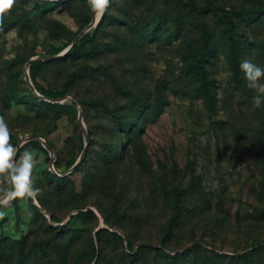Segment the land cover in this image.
Wrapping results in <instances>:
<instances>
[{
  "label": "rangeland",
  "instance_id": "rangeland-1",
  "mask_svg": "<svg viewBox=\"0 0 264 264\" xmlns=\"http://www.w3.org/2000/svg\"><path fill=\"white\" fill-rule=\"evenodd\" d=\"M62 1L16 0L0 30V116L11 143L38 134L54 151L41 139L49 153L27 148L37 161L33 180L41 191L36 201L0 206V248L10 255L0 264L18 263L24 230L26 252L42 255L48 223L68 224L69 233L45 264H93L92 237L109 224L132 237L136 248L149 241L150 259L166 241L172 253L190 251L188 261L197 250L203 263L264 264V106L254 108L257 93L239 67L244 59L264 67V17L248 24L223 10L264 0H110L105 21L98 25L97 18L93 26L88 0ZM206 4L210 9L201 11ZM199 19L211 30V54L203 61L210 101L188 61L202 46ZM229 24L236 51L229 47ZM82 31L92 39L66 55ZM67 41L62 58L49 60V52ZM33 57L47 60L37 69L40 86L67 91L62 105L28 95ZM72 100L81 102L78 113L66 106ZM86 145L81 168L68 167ZM52 154L58 169L51 167ZM7 187L0 177V189ZM71 232L76 235L68 246ZM103 238L109 245L103 264H120V244Z\"/></svg>",
  "mask_w": 264,
  "mask_h": 264
},
{
  "label": "trees",
  "instance_id": "trees-1",
  "mask_svg": "<svg viewBox=\"0 0 264 264\" xmlns=\"http://www.w3.org/2000/svg\"><path fill=\"white\" fill-rule=\"evenodd\" d=\"M58 2H63L62 0H57ZM192 4V2H189ZM211 5L206 4L200 7V10L205 12L210 9ZM225 13L227 14V17H230V14L232 11L235 12L236 15H239L246 23L248 24H253L260 19L264 17V3L263 4H248V5H242L240 7H235V8H224L223 9ZM107 16V13L103 15L102 18H100L98 25H101ZM200 29H201V38H202V46L200 49H198L196 52H190L189 53V63L191 64V67L201 76V83L199 85V90L202 91L210 101L211 99V91L209 88V79L208 76L205 74L204 70V64L203 61L206 60L209 55L211 54V42H210V37H211V30L207 23L203 20H198ZM233 24H229L227 27V35L228 39L230 42V49L232 51H236V49L239 46L238 40L234 35V29L232 27ZM93 33L92 32H87L84 33L79 42L75 43L66 53L68 56H74L77 52H79L82 47L84 46V43L86 40L92 39ZM71 44V42H66L63 45L53 48L49 54L52 55H57L59 54L63 49L68 47ZM58 58H62V56L59 57H50L49 60H55ZM47 60H42V59H37L31 62L29 71L32 77V80L37 88V90L44 96L38 95L37 93L33 92L30 90V97H33L36 101L41 100L39 103H45V104H56V105H62V103L55 101L54 99L57 98H63L67 96V91L66 90H52L50 88H45L40 86V84L36 81V73L39 65ZM17 95V94H15ZM15 97V96H14ZM20 97V96H18ZM17 97H15L16 99ZM26 99V98H25ZM52 100V101H51ZM23 101H28V100H23ZM54 101V102H53ZM78 103H81L80 101H68L66 103V106L71 108L75 113H78ZM129 122L126 121L124 122V126L128 129H130ZM33 135H38V134H33ZM47 141L51 144L50 140L47 139ZM39 146L42 150L45 152L49 153L48 149L42 144V141L38 138H33L28 140L24 145H22L19 149L17 158H19L22 153L24 152L25 149ZM114 155V154H112ZM76 159H72L68 162V167H71L75 164ZM54 166L56 169L60 167V162L58 159L55 160ZM81 168V164L77 165L75 170H78ZM53 177L56 179V183L59 184L62 181V177L55 174L54 172H50ZM174 191L176 192H182L181 188H174ZM34 207L36 210L43 214L45 217L44 212L40 210V208L34 204ZM73 217V216H72ZM51 218L54 220H58V216L55 212H51ZM175 218H171L169 220L168 224V232L169 234L173 231L174 227V222ZM47 227L50 231V236L41 244L40 250L42 252V255H39L38 253H27L26 248L28 245V242L30 241L28 230L23 231V236L21 239L20 243V252L18 254V263L16 264H45L50 261L53 257L52 251L54 250L55 252L61 251L63 248L64 244V236L65 233H69V226H56L54 224L48 223ZM110 227H113L112 225L109 224V227H100L96 231V235L92 237V260L93 264H103L108 259V256L106 254L108 248L107 245L108 243L104 240L103 234L109 235L111 240H109V244L112 245H117L120 244V264H138L140 261L143 262L144 264H209V263H203L198 260V254L199 252H195V258L191 261L187 260V256L191 253L190 251L186 250L184 252H181L179 250H175L176 253H172L168 248V243L164 241L162 246H158L155 251V258L150 259V254L153 249L152 244H150L149 241H142L139 244V247L136 248L135 242L132 237H128L122 233L119 232V230H110ZM76 235L75 232H71L68 240L65 241L66 245H70L71 241L73 240L74 236ZM96 240L99 241V246L96 244ZM109 246V245H108ZM198 248H201V246H198ZM53 249V250H52ZM246 256V259L252 255V251H248L247 253L244 254ZM10 257L9 253L7 250L0 248V260H3L4 262L8 260ZM36 259V261H35ZM40 259L42 262H40ZM247 264V263H245Z\"/></svg>",
  "mask_w": 264,
  "mask_h": 264
},
{
  "label": "clouds",
  "instance_id": "clouds-1",
  "mask_svg": "<svg viewBox=\"0 0 264 264\" xmlns=\"http://www.w3.org/2000/svg\"><path fill=\"white\" fill-rule=\"evenodd\" d=\"M16 0H0V30L3 29L5 14L10 12ZM88 6L96 18H102L110 6V0H88ZM240 70L244 74L248 87L256 91L253 97L254 108L264 106V67L258 66L250 59L241 61ZM19 148L11 143V132L3 116H0V177L6 178L8 187L0 189V206H8L17 199H31L36 201L40 189L35 187L33 172L36 159L33 152L25 149L17 161ZM31 213H29V216ZM4 213L0 212V218Z\"/></svg>",
  "mask_w": 264,
  "mask_h": 264
},
{
  "label": "water",
  "instance_id": "water-1",
  "mask_svg": "<svg viewBox=\"0 0 264 264\" xmlns=\"http://www.w3.org/2000/svg\"><path fill=\"white\" fill-rule=\"evenodd\" d=\"M97 22H98V19H97V18H94L93 21L91 22L90 26H93V25H94L95 23H97ZM83 33H84V31H82V32L80 33L79 36H81ZM74 44H75V43H72V44L68 47V49L66 50V52H67V51H68V50H69ZM64 54H65V53H59V54H57V55H52V56H50V57H59V56H62V55H64ZM48 57H49V56H47V58H48ZM37 58H38V57H33V58H31V59L28 61V69H27V72H26V77H27V80H28V82H29V85H30V87L33 89V91H34L35 93H37L38 95L43 96V95L37 90V88H36L34 82H33L32 79H31L30 71H29V67H30V64H31L32 60L37 59ZM43 97H44V96H43ZM63 98H65V97H63ZM63 98H57V99H54V100H55V101H61V99H63ZM79 118H80V120H81V122H82V119H81V113L79 114ZM82 124H83V123H82ZM83 127L85 128L84 124H83ZM33 138L41 139V140L43 141L44 145L50 150V152H51V153H54L52 147H51L50 144L47 142V140H46L45 138H42V137L39 136V135H28L26 138H23V139L18 143V145H17L18 148L20 149V147H21L25 142H27L28 140L33 139ZM86 151H87V145L85 146L84 151H83L81 157H80V158L75 162V164L73 165V169L76 168V166L79 165V163L83 160V158H84V156H85V154H86ZM16 158H17V157H16ZM54 163H55V157H54V155L52 154V158H51V167H52V168L55 167V166H54Z\"/></svg>",
  "mask_w": 264,
  "mask_h": 264
}]
</instances>
